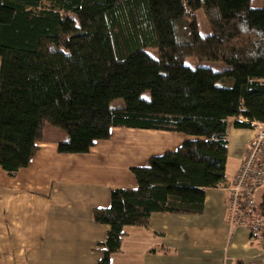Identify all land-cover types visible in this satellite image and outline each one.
I'll return each instance as SVG.
<instances>
[{
	"label": "trees",
	"instance_id": "obj_1",
	"mask_svg": "<svg viewBox=\"0 0 264 264\" xmlns=\"http://www.w3.org/2000/svg\"><path fill=\"white\" fill-rule=\"evenodd\" d=\"M192 57L228 68L186 65ZM0 58V166L9 174L30 164L49 124L65 131L57 149L70 154L90 152L114 128L190 136L132 167L137 186L113 189L110 206L93 209L94 222L110 226L98 264H111L125 226L201 212L206 189L226 177L228 120L264 122V5L251 0H0ZM117 99L124 106H112ZM260 200L254 212L264 219Z\"/></svg>",
	"mask_w": 264,
	"mask_h": 264
},
{
	"label": "crops",
	"instance_id": "obj_2",
	"mask_svg": "<svg viewBox=\"0 0 264 264\" xmlns=\"http://www.w3.org/2000/svg\"><path fill=\"white\" fill-rule=\"evenodd\" d=\"M227 134L226 177L206 189L202 211L155 213L146 227L125 226L111 264H264V246L250 225L228 223L229 187L254 131L230 119ZM65 136H44L30 164L15 174L0 166V264H98L110 226L94 222L93 209L109 207L113 189L137 186L132 167L148 166L151 156L190 138L114 128L88 153H59Z\"/></svg>",
	"mask_w": 264,
	"mask_h": 264
},
{
	"label": "built area",
	"instance_id": "obj_3",
	"mask_svg": "<svg viewBox=\"0 0 264 264\" xmlns=\"http://www.w3.org/2000/svg\"><path fill=\"white\" fill-rule=\"evenodd\" d=\"M252 129L254 135L229 187L228 223L231 227L248 223L254 234L261 236L264 219L254 210L258 202L256 194L264 187V122L253 121ZM260 238L264 241L263 236Z\"/></svg>",
	"mask_w": 264,
	"mask_h": 264
},
{
	"label": "rangeland",
	"instance_id": "obj_4",
	"mask_svg": "<svg viewBox=\"0 0 264 264\" xmlns=\"http://www.w3.org/2000/svg\"><path fill=\"white\" fill-rule=\"evenodd\" d=\"M263 5H264V0H251V6L254 8L263 7ZM197 20H198V24H199L201 34L202 35L208 34L210 32V28H209L208 22H207L205 15H204L202 10H199L197 12ZM147 51L149 53H151L152 55L157 56V50L148 49ZM185 64L190 65L192 67H197V66L209 67V68L213 69L214 71H223V70L228 68V65L224 62L199 60L198 58H195V57L187 58L185 60ZM112 106L122 107V106H124V101L122 99L114 100L112 102ZM62 132L65 133V131H63V129H61L60 127H56V126L49 124L45 128L44 136L46 139L54 140V139H57L59 137V133H62ZM183 134H185V133H183ZM230 163H232L231 160H230ZM231 169H232V167H231ZM263 188H260L256 194V199L258 202L261 201L260 199L262 197V194L264 193Z\"/></svg>",
	"mask_w": 264,
	"mask_h": 264
}]
</instances>
